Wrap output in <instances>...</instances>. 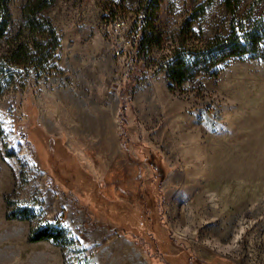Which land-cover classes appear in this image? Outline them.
Instances as JSON below:
<instances>
[{"label": "rangeland", "instance_id": "obj_1", "mask_svg": "<svg viewBox=\"0 0 264 264\" xmlns=\"http://www.w3.org/2000/svg\"><path fill=\"white\" fill-rule=\"evenodd\" d=\"M23 2L8 5L0 59L46 38L21 28ZM138 2L57 0L39 14L53 58L3 78L0 264H264V60L231 57L169 90L166 49L227 35L231 16L223 0H163L162 48L134 74ZM249 10L264 0L237 17ZM6 201L31 219H6ZM46 223L70 244L29 242Z\"/></svg>", "mask_w": 264, "mask_h": 264}, {"label": "trees", "instance_id": "obj_2", "mask_svg": "<svg viewBox=\"0 0 264 264\" xmlns=\"http://www.w3.org/2000/svg\"><path fill=\"white\" fill-rule=\"evenodd\" d=\"M11 0H0V40L6 35L11 22L9 3ZM57 0H24L21 6V20L24 32L45 33L42 41H17L9 50L7 57L0 59V88L3 78L12 77V72L21 69L32 71L54 56L58 47L56 31L48 20L39 18V14L49 8ZM243 0H223L225 11L231 16L230 31L227 35H215L200 43L171 46L161 55L160 69L164 70L168 79V89L180 87L188 80L198 76L213 75V68L231 57L248 56L252 59L264 60V13L253 18L251 11L244 16L237 17L238 7ZM163 0H139L135 11L136 20L132 33L136 36L137 51L133 62L132 73H142L148 65L149 56L154 50L162 48L163 36L156 25V17L161 10ZM121 6L118 10H121ZM105 19L113 23L118 13H112L107 8ZM198 12L205 10L204 5L198 7ZM192 25V23L190 24ZM22 30V31H23ZM21 32V31H20ZM19 33V35H21ZM180 37V36H179ZM164 52V51H163ZM53 58V57H52ZM14 66V67H12ZM7 210L5 218L8 220L31 219L29 209L19 204L6 201ZM63 230H58L52 223L29 229L28 241H51L60 247L70 244Z\"/></svg>", "mask_w": 264, "mask_h": 264}, {"label": "bare ground", "instance_id": "obj_3", "mask_svg": "<svg viewBox=\"0 0 264 264\" xmlns=\"http://www.w3.org/2000/svg\"><path fill=\"white\" fill-rule=\"evenodd\" d=\"M261 120V119H260Z\"/></svg>", "mask_w": 264, "mask_h": 264}]
</instances>
